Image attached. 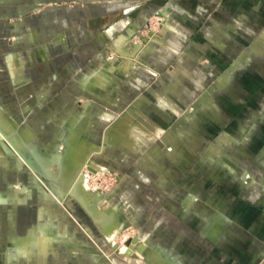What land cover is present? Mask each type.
Masks as SVG:
<instances>
[{"label": "crops", "instance_id": "obj_1", "mask_svg": "<svg viewBox=\"0 0 264 264\" xmlns=\"http://www.w3.org/2000/svg\"><path fill=\"white\" fill-rule=\"evenodd\" d=\"M165 1L0 0V20L17 21L20 28L12 24L11 30L24 31L27 24L31 32L27 37L33 57L15 53L5 57L12 85L16 89L29 87L26 75L19 73L18 68H45L61 91L34 93L31 99L39 100L35 109L42 107V100L62 102L61 112L47 106L42 114L51 118L53 112H58L65 124L58 134L59 141L65 143L68 135L80 138L85 143L83 150H92L91 159L115 143L101 146L87 138L89 126L83 127L81 114L86 107L81 104L83 96L91 88L115 84L116 72L124 77L138 72L147 84L165 85L164 93L181 84H202L207 86L205 90L209 88L202 100L203 107L193 114L195 119L202 118L189 126L185 140L197 167L171 179L167 189L158 181L169 179L154 178L161 188L154 193H141L139 196H145V200L138 199L139 209L131 205L139 217L137 254L132 258L121 257L115 243L125 223L134 218L128 220L118 215L115 221L114 210L108 209L111 227L117 229L121 225L120 236L112 242L92 212L79 201L71 200L54 210L50 203L47 207L45 204L42 213L51 218L45 225L42 221L0 220V264H258L264 257V29H261L264 0L251 14L252 23L246 24L250 28L241 24L237 30H229L227 26L233 18L244 14V0H171L173 26L162 24L153 33L156 42L136 44L132 52L127 51L128 38L119 36L126 32L129 37L137 34L149 15L157 12ZM199 8L205 10L204 18L199 17ZM203 20L207 24L202 25ZM116 51L124 61L105 71L103 67L111 65ZM53 83L50 80L49 84ZM159 100L161 104L165 102L160 95ZM129 101V107L137 102ZM139 104L144 107L142 102ZM0 110L7 117L3 106ZM145 110L144 116L154 118L152 123L144 119L152 124L156 133L153 135L168 140L179 129L181 120L170 121L169 132L165 134L157 120L161 115L151 108ZM166 111L169 118L178 116L175 109ZM122 117L106 130L104 140L111 132L118 140L126 132L130 140L140 144L150 129L132 113ZM8 121L17 132L12 141L16 146V141L20 143L18 148L25 144L30 154L39 159L53 156L40 152L35 144L26 143ZM0 147L13 153L1 144ZM33 166L35 170L40 168L61 190L66 188L45 173L38 161ZM179 181L184 182L182 187ZM27 193L22 196L28 197L25 202H14L17 210L25 204L33 205L32 211L27 212L36 215L37 202L51 201L38 181ZM66 193L62 191L69 198ZM7 197L0 192V205L6 204ZM106 198L105 203H112L113 207L117 203ZM22 229L27 231L26 237L19 235Z\"/></svg>", "mask_w": 264, "mask_h": 264}, {"label": "rangeland", "instance_id": "obj_2", "mask_svg": "<svg viewBox=\"0 0 264 264\" xmlns=\"http://www.w3.org/2000/svg\"><path fill=\"white\" fill-rule=\"evenodd\" d=\"M167 1H170V3ZM167 1H165L162 7L157 8L158 13L154 11L149 15V20L143 23L142 28L139 30L140 32L138 31L137 34H134L131 37H129V32L123 33L119 36H125L128 38L127 43H125L127 51L132 52L134 50V45L136 44L145 46L156 42L157 38L153 33L158 31L162 24H167L168 27L173 26V2H171V0ZM172 1L176 2V0ZM244 1V14L233 18V20L229 22L227 26L229 30H237L238 27H241V24H243V27L245 28H250L246 24L252 23L251 14L261 7L263 0ZM164 12H167L168 15H163ZM204 14L205 10L199 8V17L204 18ZM12 24L18 25L20 28L17 21L0 20V106H3L6 109V118H8V120L13 123L14 127L18 129L26 143L37 145L39 151L47 156L54 154L59 156L69 149V146L65 143H61L58 137V134L65 125L62 124L61 119L63 118L57 114L58 112H53L54 114L51 118L44 117L42 112L47 106L54 111L61 112L60 103L62 104V102L59 100H50L46 102L42 100V107L36 110L35 105L39 100L34 101L31 97H33L34 93L59 92L61 91V87L55 82L53 76H48L49 73L45 68L35 69L32 67L30 69L26 68L25 70L18 68L19 73H24L26 75L29 87L27 86L24 89L14 88L11 83L12 75L5 63L6 55L9 53H15L30 58V56L33 57V54L29 52L30 46L28 44L29 38L27 36L31 32H29L28 26H26L27 24L23 26L24 31L21 29L11 30ZM201 24L203 25L207 23L203 20ZM261 29H264V24L261 25ZM111 44V49H114V42H111ZM113 55L114 58L112 57L111 65L103 67L105 71L112 65L124 61V58L118 54V51L113 53ZM134 66H136V63ZM139 77L138 72L136 74L134 72L132 77H124V75L116 72L114 74L115 84H109L103 89L94 88L92 90L91 88L86 94H84V102L81 104H85L86 107L81 113L84 116L82 124L84 125L83 127L89 126L87 138L91 142L102 146L105 142L104 136L106 130L111 128L118 119L123 118L122 116H125L128 113H132L133 116L141 121L142 125H144L146 129H150V131H146V136L143 135V141L140 144L139 141L130 140L127 133L124 132L123 136L117 140L113 147L104 149L99 154L93 156V159L100 164L102 170L99 169L98 171V169L93 168L89 161L86 160V162H84L86 165L84 163L81 165L80 176L83 178L81 179V177H79L80 179H78L76 183L73 182L74 186L70 190H67V188L64 187V189L61 190L54 181L49 180L46 175H44L40 168H36L37 170L34 171L28 166V164L22 161L19 156L0 147V192L4 195H8L6 204L0 205L1 221H12L14 219L21 220L25 223L26 221H42L45 225L46 221L51 220L47 214L44 215L42 213L45 204L47 207L48 203H50L54 210L56 206H64L65 203L69 201L71 202V200H77L80 202V200L74 196V189L83 185L84 188H87L86 191H92L91 193L99 198L98 202L101 205V209L114 210L112 214L115 221L117 220L118 215H121L119 218L125 216L128 220L134 218L133 221H127L125 223L121 236L119 235L121 231L120 225L116 229L118 233L114 237L120 236L115 243L119 246L118 253L120 254L122 252L120 255L121 257L127 256L128 258H132L137 254L135 246L137 244H132V242L130 244V241L137 239V241L140 242V232L137 224L138 214L131 205H134L135 208L137 207L136 209H139L136 205V203H139L138 199L141 198L142 200H145V196H139L141 193L144 192V194H146L145 192L147 191L154 193L161 188L156 185L157 181L154 180V178L164 176L166 179H169L168 182L162 180L163 178L158 181L160 185L163 183V189H167L171 186V179L174 180V177H182L190 171L193 172V169L197 167V165H193L195 159H192V157L190 158L185 140L188 130L190 129L189 126L191 127L197 124L196 121L202 118H196V120L195 117H193V114H195L194 111L197 112L198 109L203 107L202 100L209 89L207 88V90H205V87L207 86L202 84H181L175 86L174 90H168L164 93L162 89L166 87L165 85L147 84V82L143 79L141 80ZM50 80H53L54 82L52 85L49 84ZM35 81L39 84H35ZM68 87L70 88L72 86L69 85ZM95 90L98 92H95ZM159 95L165 100L162 104L159 100ZM152 96L158 99H152ZM130 99L137 100V102L131 107H129ZM139 102H142L144 107L139 106ZM132 103H134V101ZM145 106L161 115L157 117V120L163 127L165 134L169 132L168 129L172 123L170 121L174 120V123H176L178 120H181L177 132L173 134V136L171 135L168 140H166L167 138L164 139L161 136L157 137L153 135L152 133L155 132L154 128L152 129L151 127L152 124H148L146 121L144 122V119L147 118L149 119V123H152L151 120L154 118L143 115V113L147 111L145 110ZM172 109H175L178 115L173 119L169 118L167 114L168 112L166 111H171ZM147 134H150V136L148 137ZM5 144L9 147L8 143L5 142ZM33 150H36V147H34ZM21 151L25 155L30 154L29 149L25 144ZM198 152H200V150L197 149L196 153L198 154ZM102 155L104 158H101V160L99 157H102ZM49 168L50 173H58L59 163L54 162ZM37 181L42 188L48 192L51 201L40 200L39 204L37 202L35 204L36 210L34 209L37 212L36 215L33 214V212H27L31 210L33 205L30 207L28 204H25L23 205L24 210L22 209V206L21 209L17 210L15 208V203H22L23 200L25 202V199L28 197L22 198V196H27V194H29L27 193L28 188H32V186L36 185ZM175 183L177 184L178 181H175ZM179 183L180 187L184 185L183 181H179ZM62 191L65 193L67 192L66 194L69 198L73 196V199L65 197L62 194ZM130 194L131 196H129ZM105 196L108 197L106 198L107 200L115 199L117 201V203L114 204V207L112 206V203H105ZM124 200L125 202L123 203ZM80 204L86 208L82 202H80ZM117 208H119L120 211H117ZM26 232L25 229H22L19 232V235L26 237ZM105 233L107 237H109L107 232ZM112 240L113 239H111V241ZM128 249H130L131 253Z\"/></svg>", "mask_w": 264, "mask_h": 264}, {"label": "bare ground", "instance_id": "obj_3", "mask_svg": "<svg viewBox=\"0 0 264 264\" xmlns=\"http://www.w3.org/2000/svg\"><path fill=\"white\" fill-rule=\"evenodd\" d=\"M89 87H92V85ZM15 132H16V130L13 128L11 123L8 121V119L3 115L2 111L0 110V144L5 146L6 148H8L14 154L18 155L34 171H35V168H34L33 164H34V162L38 161L40 166H41V169H43L45 173L52 175L53 178L56 180V182L59 185H61L62 187H66L67 190H70L71 188H73L74 183H76V181L78 179H80L79 177H81V179L83 178L82 176H80V171L82 168V166H81L82 163L86 162V160L89 161L90 165L93 168L98 169V171H99V169L102 170L99 167V165L97 163H95L93 159L90 158V153L92 150H90V149L83 150L82 146L85 145V143H83L80 138H78V139L76 137L72 138V137H68L69 136L68 135L66 140H65V144H67L69 146V149L66 150L65 153H63L59 156L54 154L51 158L41 157V159H39L40 157H37V155H35L34 153H32L33 155L30 154L29 156L24 155L22 153L21 149L18 148L21 146L20 143L16 141L15 143L17 144V146L13 143L12 139L17 138L16 137L17 132L16 133ZM117 137H118L117 135L115 136L114 133L111 132L110 135H108V137L105 138V142L103 145L104 146H111L112 144L117 142V140H118ZM5 142L9 144V147L5 144ZM88 161H87V163H88ZM54 162L59 163V171H58V173H54L55 175H53V173L49 172L50 171L49 167H50L51 163H54ZM84 164L86 165V163H84ZM84 164H83V166H84ZM84 171H85V169H84ZM86 189L87 188H84L83 185L82 186L80 185L74 189L75 195L74 194L73 195L76 196V198L78 200H80V202H82L86 206L87 210L92 212L96 222L102 226V228H103V230H105V232H107L109 238L113 239L114 236L118 232H116L115 231L116 229L112 228L110 225L111 224L110 222L112 221V219H110V217H108L109 216L108 209H106V210L101 209V205H100V203H98L99 198L96 197L94 194H92L91 193L92 191L91 192L86 191ZM102 206H103V204H102ZM128 250L130 251V249H128ZM130 253H131V251H130Z\"/></svg>", "mask_w": 264, "mask_h": 264}, {"label": "water", "instance_id": "obj_4", "mask_svg": "<svg viewBox=\"0 0 264 264\" xmlns=\"http://www.w3.org/2000/svg\"><path fill=\"white\" fill-rule=\"evenodd\" d=\"M131 242H132V244H137V243H139V241H137V239H134L133 241H130V244H131ZM118 248H119V246H116V251H118ZM142 250H143V249H139V252H142Z\"/></svg>", "mask_w": 264, "mask_h": 264}, {"label": "built area", "instance_id": "obj_5", "mask_svg": "<svg viewBox=\"0 0 264 264\" xmlns=\"http://www.w3.org/2000/svg\"><path fill=\"white\" fill-rule=\"evenodd\" d=\"M258 264H264V257L259 261Z\"/></svg>", "mask_w": 264, "mask_h": 264}]
</instances>
